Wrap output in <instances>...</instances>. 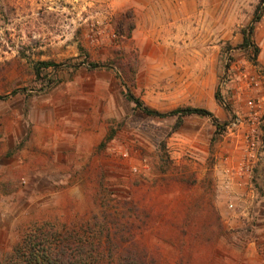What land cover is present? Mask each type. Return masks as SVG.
<instances>
[{
  "label": "rangeland",
  "instance_id": "374dc122",
  "mask_svg": "<svg viewBox=\"0 0 264 264\" xmlns=\"http://www.w3.org/2000/svg\"><path fill=\"white\" fill-rule=\"evenodd\" d=\"M260 2L0 0V264L52 230L154 264H264V14L257 61L241 47Z\"/></svg>",
  "mask_w": 264,
  "mask_h": 264
},
{
  "label": "trees",
  "instance_id": "16d2710c",
  "mask_svg": "<svg viewBox=\"0 0 264 264\" xmlns=\"http://www.w3.org/2000/svg\"><path fill=\"white\" fill-rule=\"evenodd\" d=\"M263 14L264 0H261L255 10L251 24L243 30V43L241 47L245 50L253 48L255 51V61H257V56L259 55L260 50L253 42V36L256 30V25L261 21ZM128 16L130 18L129 30L132 31L134 29L133 16L132 14H129ZM126 18H122L120 21V23L122 22V26L123 22L125 23L127 21ZM130 34L131 32L129 35ZM86 61L90 65V69H98L101 67V65L97 63L88 60ZM42 65L43 67H58L57 64L52 62H44ZM127 95L135 103L136 107L147 116L161 119L175 118L178 121V127L183 124L187 117H209L216 127L217 135H221L224 131L225 126L222 125L209 110L194 107H180L167 113H163L149 107L142 99L135 96L129 90L127 91ZM217 99L221 100L220 94L217 95ZM162 152L163 159L164 157L168 158L166 146L162 148ZM116 228H118V230L116 229L115 235L126 233L125 226L121 225ZM39 236L37 237L36 235L26 239L21 247L16 248L9 264H154V261L146 251H136L131 248V246L121 247L119 245L116 247L115 245L113 251H117V254H114V252L110 250L108 244L105 245V251H102V249L100 250L97 248L92 242L86 240L76 241L75 239L61 237L53 230L47 234L42 232ZM119 247L120 250H118ZM101 251L103 254L106 252L113 253L107 255L104 259H98V254L102 255Z\"/></svg>",
  "mask_w": 264,
  "mask_h": 264
}]
</instances>
